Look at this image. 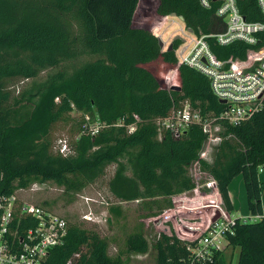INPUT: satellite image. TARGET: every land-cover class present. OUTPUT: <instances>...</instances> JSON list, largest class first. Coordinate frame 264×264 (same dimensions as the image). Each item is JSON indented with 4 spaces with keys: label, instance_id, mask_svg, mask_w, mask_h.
<instances>
[{
    "label": "trees",
    "instance_id": "16d2710c",
    "mask_svg": "<svg viewBox=\"0 0 264 264\" xmlns=\"http://www.w3.org/2000/svg\"><path fill=\"white\" fill-rule=\"evenodd\" d=\"M247 2H238L245 19H259L256 7ZM216 5L203 8L198 0H0V190L7 194L46 181L75 190L102 176L105 165L113 162L116 168L108 181L112 197L149 201L160 211L170 207V195L192 187L187 168L197 159L205 134L192 125L176 140L168 132L158 139L153 120L168 116L183 101L203 116L217 114L222 105L208 79L176 61L173 50L179 39L162 51L152 26L173 14L197 35L219 33L225 27ZM206 44L220 60L242 58L247 48L236 41L222 47L211 37ZM81 53L96 57L70 73L56 71L9 98L4 80L34 78ZM169 69L174 70L173 88L163 80ZM73 111L77 118L70 116ZM84 114L105 126L88 133ZM135 116L141 122L129 133L125 125ZM118 121L121 125L115 126ZM57 122L70 123L67 155L52 151L51 130ZM227 134L231 137L225 138ZM222 137L210 163L199 164L216 180L228 212V185L241 175L248 212L261 215L257 174L264 166V104L239 124L224 125ZM17 220L13 224L17 221L19 231L36 224L28 216ZM232 231L226 241L227 247L238 248L235 264H264V217L245 222L235 217ZM65 235L41 264H64L79 250L75 264H124L108 255L106 240L95 231L68 223ZM153 241L155 264H225L223 251L200 262L174 236L161 233ZM147 247L138 232L125 240L128 252L145 254Z\"/></svg>",
    "mask_w": 264,
    "mask_h": 264
},
{
    "label": "built area",
    "instance_id": "2783aa9c",
    "mask_svg": "<svg viewBox=\"0 0 264 264\" xmlns=\"http://www.w3.org/2000/svg\"><path fill=\"white\" fill-rule=\"evenodd\" d=\"M198 1L203 8L209 7L211 2L217 3L215 14L223 22L224 31L197 35L184 26L179 16L172 14L183 23L185 32L192 37L188 44L184 37L180 36V39L175 37L179 39V42L173 53L178 63L193 67L209 80L211 93L217 98L222 108L217 114L203 116L197 109H191L187 101H183L182 105L172 109L168 116L153 120L158 139L162 132H168L172 139L176 140L192 125L203 131L205 139L197 159L189 163L187 168L192 187L170 195L171 206L161 210L151 223L155 240L161 233L174 236L186 244V249L189 250L192 258L201 262L205 259L209 260L214 251L224 252L227 249L226 235L233 233L235 216L225 209L217 190L216 180L202 169L199 162L202 160L210 163L223 138L224 125L239 124L258 112L264 104V0H248L247 2L256 7L259 14L257 20L245 19L238 6L240 0ZM207 37L213 38L214 42L222 47L236 41L246 44L247 48L242 58L230 55L220 60L206 44ZM157 38L160 43L163 42L161 37ZM163 47L161 46V50L165 51L168 46ZM173 75L172 69L163 74L167 88L175 86ZM82 116L85 119L83 126L92 135L96 134L100 127L105 126L98 120L89 122L85 114ZM140 122L141 120L135 116L134 121L125 125L126 131L131 133ZM114 125L120 126L121 123L118 121ZM227 137H231V134H227L225 138ZM57 141L54 151L62 155L69 154L66 140L58 138ZM1 177L0 174V180ZM43 183L30 184L35 190ZM22 189L24 188H17L7 194L0 190V264H41L48 255V249L60 246L66 236L67 220L47 208L19 199L17 193ZM196 193L199 197L208 200L206 218L197 214L196 209H190L185 214L179 208L183 207V202L176 205L177 200L186 202V196H194ZM191 205L192 203L188 204L189 208H194ZM21 216L35 219L36 224L19 231L17 219ZM263 217L262 214H256L246 220L258 221ZM15 218L17 221L13 224ZM82 218L96 224L107 221V217H95L91 212L84 213ZM79 254L80 250L64 264H75Z\"/></svg>",
    "mask_w": 264,
    "mask_h": 264
},
{
    "label": "rangeland",
    "instance_id": "374dc122",
    "mask_svg": "<svg viewBox=\"0 0 264 264\" xmlns=\"http://www.w3.org/2000/svg\"><path fill=\"white\" fill-rule=\"evenodd\" d=\"M170 16L162 19L153 29L154 35L157 37H164L161 43L162 47H167L173 40V38L184 37L188 44L192 39L189 34L185 32L183 23L175 17L173 20H167ZM167 21V22H166ZM163 28L158 30V26L163 24ZM176 25L177 28H174ZM173 27V28H172ZM75 30V28H73ZM163 47V48H164ZM96 57V55L81 53L76 57L69 60L60 61L55 67L46 68L38 73L34 78H18L13 77L4 80L5 89L9 94L10 99L18 97L22 90L28 89L33 83H38L47 78L48 75L55 73L56 71H64L70 73L73 68L79 66L83 62H88ZM79 113L73 111L70 116L77 118ZM89 122L92 121L91 115H87ZM70 123L64 124L63 122H57L51 130L52 134V151L56 149V143L58 138L65 139L66 142L70 139L69 133ZM123 162V159H120ZM116 164L111 162L105 165L103 175L92 181V183H84L83 186L75 190H65L60 185H55L52 182L46 181L41 184L40 188L32 189L31 184L24 187L21 191H18L17 195L19 199L28 200L41 208H47L57 215H61L67 220L68 223L79 225L80 227L95 231L107 242V252L109 256H118L124 264H155V251L150 247L153 241L154 233L152 228V220L161 211L153 203L149 201H127L122 202L116 200L109 192L108 181L112 176ZM130 174L129 169L126 171ZM261 174V173H260ZM263 174L260 175L263 177ZM264 179V177L262 178ZM38 187V186H37ZM264 191V180H263ZM264 196V192H263ZM187 201L177 200L176 205L182 203L183 207H179L184 213L190 209H196V213L206 218V212L208 210V200L203 199L194 194V196H186ZM189 199V200H188ZM194 208H189L188 204H191ZM186 205V206H185ZM236 212H232L235 217L243 211V203L237 198ZM246 209V198H245ZM247 210V209H246ZM86 212H91L95 217H107L105 223L96 224L87 221L82 218V215ZM187 212V213H188ZM242 217V216H240ZM138 232L143 234L144 238L148 242L147 251L145 254H136L128 252L125 249V240L131 233ZM233 248H227L223 252L225 264H235L238 248H235L231 257L230 253ZM229 259H232L228 263Z\"/></svg>",
    "mask_w": 264,
    "mask_h": 264
},
{
    "label": "crops",
    "instance_id": "0c3cea01",
    "mask_svg": "<svg viewBox=\"0 0 264 264\" xmlns=\"http://www.w3.org/2000/svg\"><path fill=\"white\" fill-rule=\"evenodd\" d=\"M261 173V174H260ZM262 173H264V166L259 170L258 174H257V178L260 181V196H261V213L262 216H264V196H263V180L262 179L264 177H261L260 175H262ZM232 181L229 183L228 185V191H227V195L230 199L231 205H232V212H236L237 208L235 205L236 199L238 198L241 202V204L243 203V211L241 212V214H238V218L241 220H246L249 219L250 217H252V215L248 212L247 209V202H246V209H245V193H244V184H243V180L241 179V175H237L235 177H233L231 179ZM242 216V217H240ZM237 217V216H236ZM229 248V247H227ZM230 249H232L230 247ZM233 251H235V248H233L232 252L229 255V258L231 257ZM232 259H229L228 263H230Z\"/></svg>",
    "mask_w": 264,
    "mask_h": 264
},
{
    "label": "water",
    "instance_id": "95a60500",
    "mask_svg": "<svg viewBox=\"0 0 264 264\" xmlns=\"http://www.w3.org/2000/svg\"><path fill=\"white\" fill-rule=\"evenodd\" d=\"M158 43H159V45H161L160 42H158ZM171 49H172V46H170V44H169L166 50H171Z\"/></svg>",
    "mask_w": 264,
    "mask_h": 264
},
{
    "label": "bare ground",
    "instance_id": "6f19581e",
    "mask_svg": "<svg viewBox=\"0 0 264 264\" xmlns=\"http://www.w3.org/2000/svg\"><path fill=\"white\" fill-rule=\"evenodd\" d=\"M161 40H162V38H161Z\"/></svg>",
    "mask_w": 264,
    "mask_h": 264
}]
</instances>
